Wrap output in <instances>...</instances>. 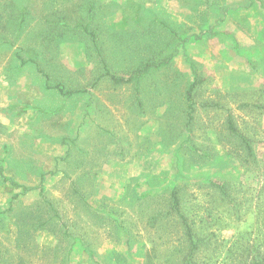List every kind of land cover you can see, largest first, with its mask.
Here are the masks:
<instances>
[{"label": "rangeland", "instance_id": "rangeland-1", "mask_svg": "<svg viewBox=\"0 0 264 264\" xmlns=\"http://www.w3.org/2000/svg\"><path fill=\"white\" fill-rule=\"evenodd\" d=\"M25 2L0 0V78L15 79L32 113L29 138H7L35 176H61L38 200L16 205L13 236L0 227V264H185L190 243L171 209L172 189L198 239L192 264L261 261L264 0L215 18L205 7L192 14L189 37L178 35L186 22L175 21L172 34L137 1L110 21L108 8L89 0ZM167 56V65L137 75L144 62ZM118 76L130 79L116 83ZM56 83L80 92L62 95ZM229 115L252 152L229 132ZM62 223L75 237H64ZM12 237L19 247L11 249Z\"/></svg>", "mask_w": 264, "mask_h": 264}, {"label": "crops", "instance_id": "crops-1", "mask_svg": "<svg viewBox=\"0 0 264 264\" xmlns=\"http://www.w3.org/2000/svg\"><path fill=\"white\" fill-rule=\"evenodd\" d=\"M24 0V5H27ZM97 5L101 11H105L108 8L107 19L110 21L112 19H118L117 14L120 15L123 13L125 8L122 6L127 0H89ZM137 1V5H141L145 8V11L150 13V17L152 20L160 21V25L165 24L166 28H170V32L172 34L175 33L174 30V22L182 21V23L186 22V26L189 29L186 31H181L178 35L189 37L191 35L190 31V21L192 19V14L205 12V7H209L207 12L211 18H215L217 14L223 12L228 9V11H241L244 12L245 9H248L250 4L254 3V0H131V2ZM110 6V7H109ZM112 6L117 7V12H112ZM194 6L196 8H194ZM27 7V6H26ZM193 7V8H192ZM120 8V10H119ZM91 9V8H90ZM96 11V7L93 8ZM30 11V8H28ZM145 11H143L145 13ZM26 12V11H25ZM114 13H117L113 16ZM196 18H199L198 16ZM162 22V23H161ZM26 24V17L24 19V27ZM95 40V39H94ZM183 40V39H182ZM184 43V42H183ZM185 44V43H184ZM170 56L154 60L155 62L147 61L144 62L140 67L143 68H152V67H162L167 65L170 62ZM139 69V68H138ZM262 69H264V65H262ZM22 80L25 77H20ZM118 78H123L118 76ZM28 80V79H27ZM114 80V79H113ZM236 80H239L236 77ZM28 81L23 80L22 85H26ZM114 82H116L114 80ZM122 82V81H121ZM118 83V82H116ZM59 84V83H56ZM54 84V85H56ZM18 88L15 85V79H9L7 77L0 78V140H2L1 145V155H0V227L5 226L7 228L10 227L12 236L14 235V229L16 227V219H15V207L20 202L22 204L30 205V203L38 200L40 195L44 196L45 189L48 187L49 181L51 179H56V177L61 176L60 172H56L54 174H48L45 171L39 172L36 174L32 171L31 168V159L26 155L21 157V162L15 160V156L13 151L15 150L13 139L7 138L9 133H13L15 131H20L23 134H27L29 138V132L31 131V115L30 106L24 105L20 102L19 94L17 93ZM71 90V89H69ZM78 90V89H75ZM72 90V91H75ZM18 94V95H17ZM18 108V110L16 109ZM26 107V109H25ZM26 110V112H25ZM76 115L78 114L79 108H76ZM90 111V108H88ZM75 116V115H74ZM76 119V118H75ZM73 122L71 120L72 125ZM74 125V124H73ZM6 140V141H4ZM30 140V139H28ZM5 150V151H4ZM26 160V161H25ZM111 162V160L109 161ZM15 165L19 168L21 173L16 172ZM120 172V171H118ZM70 177V176H67ZM42 178L43 187L40 189L32 188L31 180ZM20 181V186H12V182ZM70 180H74V177H71ZM12 185H11V184ZM25 186L27 187L24 190ZM45 200H48L45 197ZM50 205L53 206L50 201ZM29 207V206H27ZM54 207V206H53ZM55 209V208H54ZM56 213V212H55ZM43 224V220L39 222ZM46 227H53L55 222L47 219L45 222ZM51 224V226H50ZM11 249L19 245L16 243L15 237L11 238ZM72 245V239L65 248V254L63 256L64 259L67 256L68 250ZM17 246L15 248H17ZM23 246V245H22ZM7 249V248H6ZM77 250L74 248V251ZM0 254H3V248H0ZM3 256V255H2ZM0 255V259H2ZM6 259V257H4Z\"/></svg>", "mask_w": 264, "mask_h": 264}, {"label": "trees", "instance_id": "trees-1", "mask_svg": "<svg viewBox=\"0 0 264 264\" xmlns=\"http://www.w3.org/2000/svg\"><path fill=\"white\" fill-rule=\"evenodd\" d=\"M91 35L93 36V33H91ZM93 39H94V37H93ZM146 70H147V68L138 69L137 70V75L142 73L143 71H146ZM112 78L116 82H121V81L122 82L123 81L126 82V81H128L130 79V78H118V77H112ZM194 85H195V82L192 84V87L190 89H188V91H187V100L189 101V105H188L189 112L187 114L188 120L186 122L187 125H189L191 120H192V111H193V107H192L193 104L192 103L193 102H192V98H191V96H192L191 95L192 94L191 90H192ZM55 88L62 95H69V94H71L73 92H80V90L79 91L78 90L71 91V90L65 89L61 84H56ZM227 128H228L229 132L232 135H234L244 145V147L246 148V150L248 152H252V148H251L250 141H249L248 137L244 136L242 133H240L237 130V128H236V126H235V124L233 122V119H232V117L230 115L227 118ZM45 201L48 204V206L50 207V209H52L51 208L52 205L50 206L49 201L48 200H45ZM171 209L174 210L179 215V217H180V219L182 221V224L184 225L186 236H187V238L189 240V243H190V249H189V253H188V258H187V261H186L185 264H192V257L194 256L196 248L198 247V242H197L198 239L195 237V234L193 232V229H192L191 225L189 224V222L187 221L185 216L180 212L179 198H178L177 193H176V191L174 189L171 190ZM65 225H66L65 223H62V226L65 228V231H64L65 235L63 233L64 237L68 236V235H66L68 233L69 235H71V236H68V237L72 238L74 235H72L69 232V230L67 229V227ZM72 249H73V244L70 246V248L68 250L67 256L65 257L66 259L68 257V254L70 252H72ZM260 256L261 255L256 254V256H254L252 264H254V263L260 264L259 262H264V255H262L263 259H261V261H259V257ZM66 259H64V260H66Z\"/></svg>", "mask_w": 264, "mask_h": 264}]
</instances>
